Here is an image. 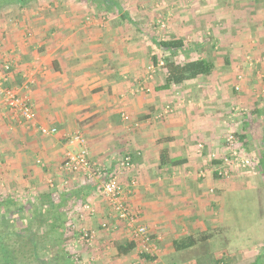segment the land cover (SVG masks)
<instances>
[{
	"label": "crops",
	"instance_id": "crops-1",
	"mask_svg": "<svg viewBox=\"0 0 264 264\" xmlns=\"http://www.w3.org/2000/svg\"><path fill=\"white\" fill-rule=\"evenodd\" d=\"M38 1L22 6L6 4L0 9V72L9 79L6 87L11 79L16 89L21 88L25 78L33 79L30 101L36 124L55 128L56 133L42 136L31 127H14L16 122L0 110V181L7 191L13 194L19 185L29 192L38 189L35 198L80 206L79 211L88 204L102 216L108 206L99 193L100 187L107 176L114 175L126 189L139 224L166 251L167 262L202 261L201 248L206 255L218 251L227 260L234 256L233 250L253 249L254 245L235 247L236 237L229 229L236 223L232 210L235 206L237 213L241 194L245 199L259 194L264 203V172L258 166L264 157L263 117L256 121L261 129L258 146L253 143L257 127L253 116L257 120L264 108L257 107L251 117L248 114L241 120L231 119L230 112L225 116L227 107L236 100L222 96L220 87L227 80L222 65H213L208 76L162 89L166 72L158 66L160 59L153 58L158 61L152 66L159 78L144 77L138 63L143 57L141 52L135 51L128 58L126 54L107 57L108 42L114 39L93 35L91 28H76L74 22L67 23L62 17L53 21L36 17V12H29L27 7ZM26 34L31 35L26 38ZM185 50L177 53V62L186 59ZM4 64L9 65L10 72L3 71ZM139 88L147 89L149 94ZM166 106L172 113L158 117ZM123 114L127 121L122 119ZM226 122L251 166L220 179L215 170L225 152ZM74 133L83 137L87 158L105 170L101 177L82 178L62 169L66 154L75 150L70 142ZM200 143L203 150L197 153ZM163 150L171 161L182 163L160 165L159 153ZM125 156L133 169L119 172L118 161ZM49 180H53L54 187L47 185L42 190ZM87 222L92 226L91 221ZM206 231L215 235L184 251L173 250L174 240Z\"/></svg>",
	"mask_w": 264,
	"mask_h": 264
},
{
	"label": "rangeland",
	"instance_id": "rangeland-1",
	"mask_svg": "<svg viewBox=\"0 0 264 264\" xmlns=\"http://www.w3.org/2000/svg\"><path fill=\"white\" fill-rule=\"evenodd\" d=\"M112 1L115 2L114 8L105 9L103 0H39L31 8L27 7V10L29 12L33 11V13L36 12V17H43L48 21L61 19L62 17L67 23L74 22V26L77 25L76 28H91L93 35H104L114 39L115 41L110 40L108 42L107 51L110 53L107 54V57H120L122 54H126V58H128L127 56L135 51L141 52L143 57L138 63L141 66V73L143 72L142 74L147 78L150 76L152 78L154 75L159 78V74L155 73L152 68L155 65L153 58L160 59L158 66L162 68L161 63L168 56L164 57L167 53L160 52L155 44L171 37L181 39L188 54L186 58H205L211 61L213 65H222L226 70L223 73L225 79H227L225 81L226 85L221 86L220 91L223 97L235 98L236 101H233V106L229 105L227 107L225 116H227L226 112H230L231 119L241 120L246 118L248 114V117H251V111L257 109V107L258 109L264 108V0ZM123 15L124 19L122 18ZM30 35L26 34L25 37L28 38ZM224 60L228 61V64H223ZM176 61H178V58ZM5 65L8 64L3 66ZM7 72H10V68ZM144 77L140 78L144 79ZM12 81L11 79L10 86L7 87L18 88ZM236 86L238 90H234ZM32 88L33 86L30 92L33 90ZM139 90L141 91V88ZM144 92L146 95L149 94L148 91ZM1 109L3 113L7 112L10 120H12L8 109L0 100ZM257 117L256 120V117L253 116L255 126H257L254 129L253 143L258 146L261 129L258 128L259 123L256 121L261 117L264 118V112H259ZM17 124L25 127V125L22 126L18 122L14 124V127ZM226 124L228 122L225 123L223 130V144L225 136L228 133H233ZM215 157L216 155L213 159ZM44 185L42 186L44 187ZM46 187L47 184L42 190H45ZM7 190L4 182L0 181L1 199L6 198L9 194L17 197L21 204L36 203L34 196L37 194L38 189L29 192L28 188L19 185L13 194H10ZM42 190L39 189L41 192ZM243 194L240 195V201L236 204H239L237 213L234 210L235 206L232 210L235 214L233 218L236 219V223L229 230H232L235 234V247L241 245H244V247L246 245L254 246H252L253 249L244 251L240 249L233 250L234 256L229 258L228 262L245 264L256 256L263 259L264 264L263 198L261 195L259 197V194H255V196L252 194L247 196L248 199H245ZM245 202H247L246 206ZM54 203L58 204L56 201ZM75 207L66 205L61 207L58 212L67 213L65 216L67 218L65 233L70 237V240L65 248L77 264H171L167 262L169 258L166 257V251L161 250L160 244L158 245L159 240L157 241L145 226L155 247L150 255L147 254L152 260L147 261L141 258V250L137 244H135V249L129 255L118 256L114 243L122 242L124 239L132 240L127 228L116 218L109 215V209L101 216L97 213V209L93 207V215L83 214L81 218L80 206ZM98 217H100V220ZM87 221H91L92 226H88ZM103 222L106 223V229L101 228ZM81 229L94 232V239L91 244L88 245L85 241L80 240ZM217 252L213 256L206 255L205 250L201 248L202 261L196 262L193 260L194 264H213L214 261L212 260L214 258L225 260ZM252 254H255V256H252Z\"/></svg>",
	"mask_w": 264,
	"mask_h": 264
},
{
	"label": "trees",
	"instance_id": "trees-1",
	"mask_svg": "<svg viewBox=\"0 0 264 264\" xmlns=\"http://www.w3.org/2000/svg\"><path fill=\"white\" fill-rule=\"evenodd\" d=\"M31 1L35 0H0V9L6 4L22 6ZM103 6L105 9H111L114 8L115 2L103 0ZM122 18H125L124 15ZM156 46L159 50L169 53L162 62L163 69L166 72L165 84L160 87L162 89H167L171 85H180L199 76H208L213 70V63L205 58L193 60L186 58L183 62H177L175 60L177 53L184 52V42L181 39L171 37L157 42ZM153 63L156 65L157 61ZM239 139L241 140L242 138ZM159 163L160 165H179L182 161H171L166 151L163 150L159 153ZM216 163L218 164V162ZM258 166L259 170L264 172V157ZM81 195L84 196L82 192ZM63 206H66V204H55L49 198H36L35 204H21L16 197L0 198V212L8 213L7 218L16 215V218H13L15 220L14 223H10V225L0 221V264H34L39 258V253L51 250V248L48 249V246L46 247L48 243L44 245V241L38 237L37 231L33 230L35 226L38 231H42L44 237L47 238L48 236L51 241H60L62 245L66 246L70 240V237L65 233V225L67 223L65 216L67 213L58 212ZM18 230L25 231V235L22 236L17 233ZM26 231H35L31 234L33 238H30V235L26 234ZM214 235V232L206 231L182 237L172 242V248L175 252L184 251L208 241ZM14 239L15 241H13ZM114 244L118 256H127L136 247L134 241L127 239H124L122 242H115ZM53 246H56V244H53ZM52 251L57 252L54 249ZM66 253L68 256L67 250ZM68 257L71 258V255L69 254ZM141 258L147 261L152 260L147 254H142ZM212 261H214L213 264H240L228 262L227 258L225 260L214 258ZM245 264H263V259L256 257Z\"/></svg>",
	"mask_w": 264,
	"mask_h": 264
},
{
	"label": "built area",
	"instance_id": "built-area-1",
	"mask_svg": "<svg viewBox=\"0 0 264 264\" xmlns=\"http://www.w3.org/2000/svg\"><path fill=\"white\" fill-rule=\"evenodd\" d=\"M163 63H161V66ZM9 69L8 65L3 66V71ZM8 77L0 72V100L2 104L8 109L12 120L21 125L31 127L42 136H50L56 133L55 128L39 126L35 122V113L30 104V89L34 84L32 78H25L21 84V89H13L5 86L8 82ZM148 91L141 88V91ZM238 90V87H234ZM171 112L170 108L166 106L159 114L158 117L166 115ZM124 121L128 120L126 115H122ZM71 144L75 148L73 152L66 154L62 163L64 171L79 175L87 176L88 178H98L104 173L101 165L91 163L87 158V149L83 137L79 133H74L70 139ZM224 154L218 159L216 165L215 175L220 179H228L233 173L243 172L251 165L250 158L239 148L236 144L235 136L233 133H228L224 138ZM197 153H201L203 145H197ZM119 172H129L133 169L128 156L123 157L118 161L117 165ZM118 172V173H119ZM49 188H53V181L47 182ZM101 197L106 201L109 209V215L116 218L128 230L130 238L138 245L141 254L150 255L151 251L155 249L153 246L151 236L147 229L139 224L138 213L131 208L127 200V191L121 185L118 178L114 175L107 176L101 184L100 191ZM84 215H93L94 210L88 204L81 206L80 217ZM101 228L106 229V223H101ZM94 239L93 231H86L81 229L80 240L85 241L88 245Z\"/></svg>",
	"mask_w": 264,
	"mask_h": 264
},
{
	"label": "flooded vegetation",
	"instance_id": "flooded-vegetation-1",
	"mask_svg": "<svg viewBox=\"0 0 264 264\" xmlns=\"http://www.w3.org/2000/svg\"><path fill=\"white\" fill-rule=\"evenodd\" d=\"M7 215H9V214L5 213V212H0V221L6 222L9 225H10V223H14L15 220H13V218H16V215H13L12 217L9 216L10 218H7ZM33 230L37 231L38 237L42 238V240L44 241V245L46 243H48V245L46 244V247L48 246V249L51 248V250H48L49 252L39 253V258L37 259V261L34 264H77V262L75 260H74L75 261L74 262L72 258L68 257L69 254L67 256L66 248L64 245H62L60 243V241L55 242V241H51L50 237H48V236H47V238L44 237L42 235V231H38L36 226H35V229H33ZM34 232L35 231H26V234H29L30 238H33V235H31V234ZM17 233H19L22 236L25 235V231H19L18 230ZM22 233H24V234H22ZM13 241H15V239ZM53 244H56V246H53ZM53 249H54V251L56 250L57 252H53L52 251Z\"/></svg>",
	"mask_w": 264,
	"mask_h": 264
}]
</instances>
